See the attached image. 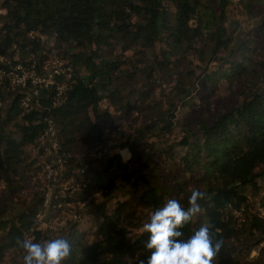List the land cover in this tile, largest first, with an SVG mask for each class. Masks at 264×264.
<instances>
[{"label": "trees", "instance_id": "obj_1", "mask_svg": "<svg viewBox=\"0 0 264 264\" xmlns=\"http://www.w3.org/2000/svg\"><path fill=\"white\" fill-rule=\"evenodd\" d=\"M260 3L264 0H0V8L7 9L0 49L12 63L25 62L41 48L28 36L37 30L55 36L72 74L57 103L56 84L42 91L41 110L25 111L20 93L7 86L0 90L4 99L12 97L7 108L0 107V264L23 258L16 240L32 228L34 242L40 240L35 227L42 199L26 205L20 194L28 171L39 162L29 146L37 145L44 128L38 119L45 115L56 121L61 150L71 153L68 165L74 163L77 170L84 154H74L76 149L89 144L111 149L112 143L113 150L105 158L103 182L93 185L99 180L93 169L83 175L92 188L78 197L88 202L63 237L72 253L62 264H140L150 255L145 248L149 234L140 231L149 214L168 199L186 208L194 189L206 198L200 201L202 213L180 229L182 239L210 223L214 239L223 240L218 264L231 263L247 217L264 240V214L247 211L264 189ZM241 31L246 34L242 40ZM137 51L141 58L151 51L164 74L177 79L170 116L163 119L159 111L138 126L132 111L156 109L149 108L144 99L149 95L136 87L145 76L153 78L135 65ZM225 80L238 83L242 91L243 100L230 107L218 91ZM156 86L153 78L148 92ZM214 103L219 110L203 115ZM178 108L190 112L183 124L175 119ZM148 134L160 138L163 147L153 149ZM126 147L132 157L124 162L120 150Z\"/></svg>", "mask_w": 264, "mask_h": 264}, {"label": "rangeland", "instance_id": "obj_2", "mask_svg": "<svg viewBox=\"0 0 264 264\" xmlns=\"http://www.w3.org/2000/svg\"><path fill=\"white\" fill-rule=\"evenodd\" d=\"M257 9L258 12H262V14H264L263 3H260ZM256 19H259V17ZM248 25H250V22L247 24H242L243 27L242 30L247 31ZM241 33L242 34L240 37L242 40L246 34L245 32L242 31ZM49 41L50 43H54V47H53L54 55H52L51 59L53 61L55 60L58 61V63H63L64 65H66L67 60L64 59L59 54L56 39H54L52 35H49ZM150 53L151 51L147 52L146 56L144 58H141L140 56H142V53L138 54L137 51V54L135 56H132L135 65L136 66L139 65L144 69H146L147 71L153 73V78H156L157 81V86L155 87V90L152 93L148 92V86L150 82L153 81V78L151 77L149 78L145 76L143 80H139V82L137 83L136 87H138V89L141 92L147 93L149 95L148 98L144 96V99L147 100V102L145 103L146 104L150 103L149 106L150 109L151 108L153 109V107L156 109V111L153 113H149V112L147 113L146 111L140 110L139 108L132 111L130 113V117L132 119V122H134L137 126L148 123L147 118L151 116L157 117L159 115V111L165 114L163 115V119H167V117L170 116L169 112L171 110H169L168 107L170 106L169 105L170 101L174 96L175 93L174 90L177 83V79L173 77V74L172 75L164 74L165 72L161 69L160 65L155 62V60L152 58ZM171 73H173V71H169V74ZM218 91H220L219 95H221L222 101L227 103L226 104L227 107H230L232 105V102L239 101L242 96V91L240 90L239 84L238 83L230 84L226 80L221 83ZM10 95L11 94H7V96L5 97L3 108H7L10 105L12 99ZM140 99H142L141 96ZM241 100H243V98ZM218 105L219 104L214 103L213 105H211L210 109L208 107L204 108L203 115H208V114L210 115L211 111L212 113L217 112L220 107ZM175 113L177 115L175 119L176 121H178V124H183L185 118L190 112L188 108H178ZM147 136L150 137V141H153V144L151 145L153 149L155 148V150H157L158 148L163 147V141L160 140V138L156 136H150V134H148ZM32 146L33 145L29 147L32 148ZM91 146H92L91 144L85 145L82 151H80L79 150L80 148H78L75 150L74 154L77 155L84 154L82 158L84 161L81 163L83 164V166L86 163L89 165L90 170L93 169V173H92L93 176L94 175L99 176V180L95 183L93 182L94 183L93 185H96L98 183L103 182L106 179L105 164H104L105 158L108 155L112 154L111 151L113 150H111L112 143L109 145L111 149L105 147L102 144L97 145L95 147L94 146L91 147ZM146 146L148 147V145ZM96 148L98 149L95 151ZM105 148L108 150L107 152H105ZM126 149L130 151L129 147H126ZM69 154L71 155V153ZM37 155L38 154L34 155V157H36ZM100 155L103 156L98 157ZM131 157H132V153H131ZM38 164L39 163H35L34 165H32V167L28 171V180L26 183V188L20 194L22 200L24 199L26 200V205L28 203H32L35 199L40 198L43 194L42 182L40 181V179L36 178L37 173L41 169ZM73 164L67 166V172L60 174L57 177V180L55 181V184L57 183V185H54L56 195H58L57 199L59 200V202L63 203V207L60 209L55 208L53 211L47 213L46 216L43 218V222H45L46 224L39 225V228L35 227V229L39 230L41 233L40 240L38 242H43L44 240L57 238V237H64L68 233L73 222L75 220H79V214L77 213V211L84 210V205L88 202V200H83L78 197L80 195H84L92 187L88 188V186L87 187L83 186V181L86 180L80 175V171L82 168L77 170ZM76 171H77V175L75 173ZM74 197L77 199H75L74 201L69 200V198H74ZM252 200L253 201L251 202V205L247 210L248 215H251L252 213L258 211L261 212V214L263 215L264 189L260 191ZM241 226L244 232L241 236V239L236 240L235 242V244L237 245V249L230 258L231 259L230 264H252L255 262L264 263V240L260 242L262 235L260 234V232L251 229V223L249 222L248 217L246 218L244 225ZM35 239H36L35 237L32 238L33 241H35ZM15 258H17V261L12 260L11 264H23L22 257H15ZM213 264H218V260L216 258Z\"/></svg>", "mask_w": 264, "mask_h": 264}, {"label": "built area", "instance_id": "obj_3", "mask_svg": "<svg viewBox=\"0 0 264 264\" xmlns=\"http://www.w3.org/2000/svg\"><path fill=\"white\" fill-rule=\"evenodd\" d=\"M3 15H7L6 8H0V47L3 44L5 33L3 29ZM28 36L32 40L40 42L41 48L28 55L25 62L12 63L9 57L0 49V90L5 91V86H7V89L20 93V106L25 111L41 110L43 108L41 100L42 91L56 84L58 91L57 103L60 95L69 85L72 74L70 73V67L51 59L52 55H54V43H50L49 34L32 30ZM52 37L56 39L54 35ZM59 76L65 77L61 81H58ZM4 102L5 99L0 95V107H3ZM38 122L44 123V128L39 135L37 145H33L32 149L35 155L38 154L37 157L39 158L38 165L41 169L37 173L36 178L42 182L43 194L41 196L42 208L36 216V228H39V225L46 224L43 222V218L47 213L53 211L55 208L60 209L63 207V203L59 201L55 202L58 195H56L54 185H57V183L55 184L57 177L67 172V166H69L68 157L71 156L69 153L62 152L61 150L62 146L56 121L50 116L45 115L43 118L38 119ZM107 151L105 148V152ZM101 156L103 155L98 157ZM83 161L82 159L81 162ZM88 169L89 165L85 163L80 171L81 177L86 174ZM75 173L77 175V171ZM88 181L89 179L83 181L84 187L87 186ZM235 213L237 217H241L243 208ZM33 230L34 228H32L29 234H26L27 238L32 239L35 237L32 233Z\"/></svg>", "mask_w": 264, "mask_h": 264}, {"label": "clouds", "instance_id": "obj_4", "mask_svg": "<svg viewBox=\"0 0 264 264\" xmlns=\"http://www.w3.org/2000/svg\"><path fill=\"white\" fill-rule=\"evenodd\" d=\"M124 162L131 159V152L122 149ZM206 193L194 189L185 208L178 200L168 199L164 205L149 214L140 231L148 233L145 248L150 255L140 264H213L223 247L222 239H214L212 225L202 224L190 237L182 239L180 231L194 217L202 213L200 201ZM16 244L23 251V264H62L72 253L67 238L57 237L34 242L30 238H17Z\"/></svg>", "mask_w": 264, "mask_h": 264}]
</instances>
